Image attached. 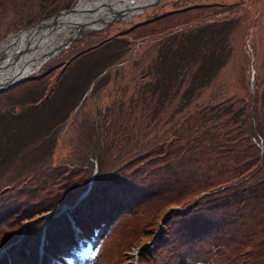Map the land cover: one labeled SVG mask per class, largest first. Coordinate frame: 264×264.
Masks as SVG:
<instances>
[{
  "label": "trees",
  "instance_id": "trees-1",
  "mask_svg": "<svg viewBox=\"0 0 264 264\" xmlns=\"http://www.w3.org/2000/svg\"><path fill=\"white\" fill-rule=\"evenodd\" d=\"M73 1L0 0V30L7 33L29 26L69 8ZM213 7L218 6L199 4L153 15L151 21L132 29L155 23L151 36L172 32L179 25L208 19L205 9ZM177 15L186 16L161 28L162 20ZM234 20L225 26H233ZM218 24L210 21L168 34L173 49L169 55H177L183 38L191 34L194 40L204 39L199 53L213 49L208 34L195 37L193 32L210 26L213 34L218 27L217 35L210 38L229 34ZM81 41L77 50L93 38ZM218 46L216 56L221 53ZM192 114L184 118L183 131L169 156L157 152L161 146L151 148V141L137 146L132 136L118 146L129 122L126 125L125 119L107 110L98 115L99 120L84 117L64 161L0 186V250L9 245L0 264H38L43 230L44 264H67L65 256L75 264H109L113 259L114 264H126L125 259L108 258L114 234L126 221L141 218L151 203L157 212L166 211L164 218L169 213L164 225L167 234L159 235L161 230L153 246L144 245L141 264H264V152L257 144L260 138L264 141V74H255L254 88L247 94L230 103H209ZM92 175L88 193L80 197ZM167 193L172 197L169 201L162 206L155 203ZM61 203L71 207L60 211ZM68 213L91 239L96 251L92 256L82 255L85 243L76 236Z\"/></svg>",
  "mask_w": 264,
  "mask_h": 264
},
{
  "label": "rangeland",
  "instance_id": "rangeland-1",
  "mask_svg": "<svg viewBox=\"0 0 264 264\" xmlns=\"http://www.w3.org/2000/svg\"><path fill=\"white\" fill-rule=\"evenodd\" d=\"M206 2L220 5L206 8L208 19L197 21L192 28L217 21L221 23L219 29L225 28L224 32L229 34L221 32L216 39L210 38L217 35L218 30L217 27L213 34L210 26L193 32L195 37L208 34V46L211 42L214 48L204 54L199 53L204 39L194 40L193 34L183 38L177 55H169L173 49L166 34L149 36L155 23L136 30L130 27L164 10ZM184 16H171L159 25L164 26L161 27L164 30L184 20ZM233 19L234 27L225 26V22ZM12 31L15 30L5 33V29H1L0 42ZM116 33L121 34L119 41L109 40L87 50L65 69L58 67L45 73L43 79H27L0 90L1 187L27 173L64 161L82 119L88 116L91 120H99L98 115L105 110L121 121L125 119L126 125L129 122L126 129L130 128L124 139L120 137L118 146L132 136L137 146L151 141V148L161 146V151H155L169 156L178 143L186 116H193L192 113L209 103H230L238 95L247 94L254 88L252 73L264 74V0H159L126 19L113 22L100 32V36L93 37V41ZM77 45L65 51L62 58L68 57ZM216 46L221 50L218 56ZM159 52H162L161 57H158ZM211 69L216 72L214 75L213 72L208 75ZM155 73H159L158 76ZM12 104L17 107L15 112L11 110ZM260 143L258 147L264 152V141L260 139ZM171 198L167 193L155 203L162 206ZM155 207L151 203L145 206L141 218L125 222L121 232L114 234L108 258L141 264L144 245L154 244L159 235L167 234L164 225L169 213L164 218L166 211L165 214L162 210L157 212Z\"/></svg>",
  "mask_w": 264,
  "mask_h": 264
},
{
  "label": "bare ground",
  "instance_id": "bare-ground-1",
  "mask_svg": "<svg viewBox=\"0 0 264 264\" xmlns=\"http://www.w3.org/2000/svg\"><path fill=\"white\" fill-rule=\"evenodd\" d=\"M146 1L150 0H78L74 9L59 14L54 23L12 34L0 43V85L29 75L45 54L58 52L71 36L70 28L79 24L88 30L98 28L101 18L107 19L119 10L129 16Z\"/></svg>",
  "mask_w": 264,
  "mask_h": 264
},
{
  "label": "water",
  "instance_id": "water-1",
  "mask_svg": "<svg viewBox=\"0 0 264 264\" xmlns=\"http://www.w3.org/2000/svg\"><path fill=\"white\" fill-rule=\"evenodd\" d=\"M158 1H159V0H150V1H146V2L142 3V4L140 5V7L144 8L145 6L149 5L150 3H153V2L156 3V2H158ZM72 9H74V7L71 8L70 10H72ZM64 11H69V10L62 9V10H60L57 14H55L53 17H51L49 20H42V21H39V22H37V23L31 25L29 28L42 27V26L47 25L49 22H53V23H54V22L56 21L57 17L59 16V14H61V13L64 12ZM124 14H126V12H123V11L119 10V11H116L112 16H110V17L107 18V19H105V18H101L102 22H104L102 26L108 24V23L111 22L113 19H116V18H119V17L123 16ZM82 25H83V24H82ZM29 28H25V29L23 28V29H21V30H19V31H16L15 33H18V32H20V31H23V30H26V29H29ZM75 28H76V32H75V34H74L73 36H71L70 41H71L73 38L77 37V36L81 33V31L84 29L80 24H79V26H77V27H75ZM8 36H9V35H8ZM4 65H5V64H4ZM26 78H27V76H26V75H23V76H20V77H18V78L16 77V78L10 79V80H8V81H6L5 83H3V84L0 85V90H3V89H5V88H9V87H11V86H13V85H15V84H17V83H19V82L25 80ZM11 109L14 111L15 106L12 105V106H11Z\"/></svg>",
  "mask_w": 264,
  "mask_h": 264
}]
</instances>
